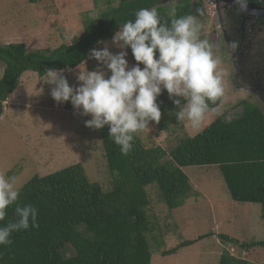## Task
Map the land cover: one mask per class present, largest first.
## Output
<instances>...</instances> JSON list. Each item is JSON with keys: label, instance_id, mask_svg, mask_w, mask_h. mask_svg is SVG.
Masks as SVG:
<instances>
[{"label": "trees", "instance_id": "trees-1", "mask_svg": "<svg viewBox=\"0 0 264 264\" xmlns=\"http://www.w3.org/2000/svg\"><path fill=\"white\" fill-rule=\"evenodd\" d=\"M161 3V0H120L112 8L111 0H93L94 8L100 4L109 8L68 46L52 53L28 51L21 43L0 46V65L4 67L0 78V117L3 104L25 73L43 78L47 69L63 72L76 69L87 62L98 41L112 40L119 26L134 20L139 9L155 7L161 21L169 25L175 18L201 15L200 3L181 0L172 9L161 8ZM132 60L135 65L133 56ZM157 101L161 110L158 124L161 130H166L179 107L162 95ZM220 103L218 97L215 102L209 101V107L216 109ZM65 105L75 111L70 102ZM99 133L109 171V188L90 182L79 163L44 177H32L19 189L18 200L9 206L0 226L17 219L14 214L17 205L31 204L38 210L39 227L13 232L11 245L0 246V264H150L148 237L157 247L162 242L152 236L154 228L147 220L150 200L146 189L155 185L171 214L193 194L191 181L183 171L191 167L217 166L233 202L264 207V117L249 103L243 104L242 113L235 119L215 118L196 136L178 140L168 153L160 147H148L142 139L143 130L135 134L127 155L121 153L109 136L108 126L99 129ZM208 237L204 235L197 240ZM219 238L224 244L239 245L225 235ZM194 244L184 242L162 255L178 254ZM240 247L264 250V241ZM218 264L249 263L224 251Z\"/></svg>", "mask_w": 264, "mask_h": 264}, {"label": "rangeland", "instance_id": "rangeland-1", "mask_svg": "<svg viewBox=\"0 0 264 264\" xmlns=\"http://www.w3.org/2000/svg\"><path fill=\"white\" fill-rule=\"evenodd\" d=\"M119 1L111 0V7H117ZM161 1V8L172 9L181 0ZM189 1L191 4L200 3L201 15L196 17L201 25L199 36L209 42L214 56L220 60L218 70L224 73V91L219 107L206 113L198 128H193L187 119L178 121L176 116L170 118L172 122L166 130H161L154 121L149 122L142 133L143 141L148 147H160L166 153L178 140L196 136L217 117H225L226 121L235 119L242 113L244 103L257 108L264 117L262 101L232 87L231 82L236 81L238 69L228 64L225 50L221 53L218 49L221 45L213 30L216 16L210 0ZM108 8L105 4L94 8L93 0H35L33 4L28 0H0V46L21 43L28 51L52 53L63 45H70L73 38L81 37L84 28L91 21H97ZM104 46H108L113 54L126 50L128 63L134 66L129 48L121 49L110 40L93 49ZM229 60L233 64L232 57L229 56ZM3 68L0 65V78ZM87 71L104 72L106 78L110 75L104 65L90 58V54L86 63L62 74L70 86L78 87V75ZM47 80V75L39 78L33 73H25L16 90L3 104L0 174L15 177L16 187L20 189L32 177H44L79 163L90 182H99L108 189L109 171L99 129L85 126V121L91 116L67 109L66 103L57 104L50 95L52 85L47 84ZM161 95L173 103L166 90H162ZM183 171L191 181L193 194L171 214L157 194V187L151 185L146 189L150 200L147 220L154 228L152 236L162 242V246L157 247L148 237L152 257L150 264H218L224 251L239 261L263 263V249H241L240 245L264 241V207L233 202L217 166L191 167ZM225 231L239 245L224 244L219 237ZM204 235L209 237L197 240ZM187 241H194L195 244L181 249L178 254L161 256L164 251Z\"/></svg>", "mask_w": 264, "mask_h": 264}, {"label": "clouds", "instance_id": "clouds-1", "mask_svg": "<svg viewBox=\"0 0 264 264\" xmlns=\"http://www.w3.org/2000/svg\"><path fill=\"white\" fill-rule=\"evenodd\" d=\"M235 2L241 10L246 8V0ZM200 29L193 15L172 19L169 25L161 21L155 7L139 9L135 19L119 26L112 37L113 44L131 49L134 66L129 65L126 50L113 54L108 46L92 49L90 58L104 65L110 75L106 78L101 71L80 73L79 86L73 87L63 70L47 69L50 95L57 104L70 102L77 112L91 116L85 121L86 127L108 126L109 136L124 155L132 150L135 134L148 128L149 122H160L157 98L162 90L179 107L177 120L187 119L198 128L206 113L215 110L210 109L209 101L215 102L224 91L220 60L209 42L200 39ZM15 182V177L0 174V221H5L7 209L19 198ZM14 214L15 221L0 226V246L11 245L13 232L39 227L38 210L33 205H17Z\"/></svg>", "mask_w": 264, "mask_h": 264}, {"label": "flooded vegetation", "instance_id": "flooded-vegetation-1", "mask_svg": "<svg viewBox=\"0 0 264 264\" xmlns=\"http://www.w3.org/2000/svg\"><path fill=\"white\" fill-rule=\"evenodd\" d=\"M210 4L216 16L213 30L220 40L218 49L221 53L225 50L228 64L239 70L235 78L241 85L234 80L232 87L256 96L264 104V0H246L243 10L222 0H210Z\"/></svg>", "mask_w": 264, "mask_h": 264}, {"label": "water", "instance_id": "water-1", "mask_svg": "<svg viewBox=\"0 0 264 264\" xmlns=\"http://www.w3.org/2000/svg\"><path fill=\"white\" fill-rule=\"evenodd\" d=\"M224 3L230 4L233 8L239 9L240 5L235 2V0H222Z\"/></svg>", "mask_w": 264, "mask_h": 264}, {"label": "crops", "instance_id": "crops-1", "mask_svg": "<svg viewBox=\"0 0 264 264\" xmlns=\"http://www.w3.org/2000/svg\"><path fill=\"white\" fill-rule=\"evenodd\" d=\"M240 204H241V203H240ZM223 235H225V236H227V237H230V233H229V232H226V231H225V234H223ZM231 237H232V236H231ZM231 237H230V238H231Z\"/></svg>", "mask_w": 264, "mask_h": 264}]
</instances>
